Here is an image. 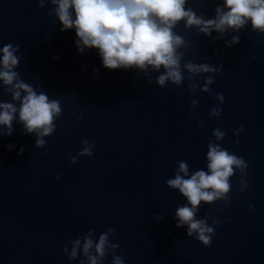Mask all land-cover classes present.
I'll return each mask as SVG.
<instances>
[{
	"label": "water",
	"instance_id": "water-1",
	"mask_svg": "<svg viewBox=\"0 0 264 264\" xmlns=\"http://www.w3.org/2000/svg\"><path fill=\"white\" fill-rule=\"evenodd\" d=\"M220 4L188 0L186 7L212 18ZM49 8L38 10L34 0H0V47L19 45L20 78L62 108L44 149L34 147L35 135H25L17 121L11 136L0 137V264H80L82 257L70 261L62 247L90 229L98 238L108 228L124 264H264V34L249 24L239 32L240 42L227 48L225 40L212 43L215 32L205 37L178 23L174 31L189 44L182 63L223 64L211 93L191 94L187 81L159 88L160 73H151L149 83L135 68L106 69L98 49L79 53L75 29L61 32L58 20L53 26ZM204 78L195 79L202 86ZM219 93L223 111L210 119ZM193 99L199 101L194 118ZM199 120L205 121L202 129ZM215 128L228 133L221 146L247 162L249 187L239 192L237 174L229 204L200 207L198 219L221 221L205 248L186 236L187 226L176 227L173 217L187 200L166 181L181 160L190 172L207 170ZM84 139L96 145L93 155L70 164ZM57 175L63 178L57 181ZM103 264H111L110 255Z\"/></svg>",
	"mask_w": 264,
	"mask_h": 264
},
{
	"label": "clouds",
	"instance_id": "clouds-1",
	"mask_svg": "<svg viewBox=\"0 0 264 264\" xmlns=\"http://www.w3.org/2000/svg\"><path fill=\"white\" fill-rule=\"evenodd\" d=\"M37 8L50 6L47 15L54 17L62 25L61 32L75 29L76 47L79 53L85 49L99 50L103 66L109 70L135 68L155 85L164 88L168 84L180 88L187 81V90L191 94L211 93L214 77L222 70L223 64L211 65L195 63L189 60L182 63L189 44L185 38L176 34V25L183 21L184 28L196 29L205 37L213 32L217 35L212 41L225 40V47L231 48L240 42L239 32L250 24L251 30L258 35L264 34V0H222L215 9L212 18L198 15L192 7H186L188 0H34ZM236 33L226 39V34ZM19 45L12 43L0 47V95H7L10 100L0 101V137L11 136L13 122L23 125L24 134H34L36 149L46 148V137L53 135L57 129L55 121L61 116V102L50 99L43 91L37 90L20 78L18 68L21 57L17 55ZM58 59V57H57ZM211 59V57L209 58ZM255 59V57H253ZM186 73V75H185ZM205 76L203 85L196 82L197 77ZM217 106L211 108L208 117L219 118L223 108V93L216 94ZM199 101L191 100L189 108L191 117L196 115ZM205 127V121L199 120L197 128ZM243 126L232 133L238 137ZM227 131L215 128L207 144L205 156L206 168L190 172L187 161H178L175 174L166 181V187L186 198L187 204L177 208L173 219L176 227L187 226L186 236L195 238L205 248L212 244L215 228L220 226L219 219L208 223L209 217L197 218L202 205H214L217 202L230 203L232 184L230 180L239 174V192L249 187L245 179L248 164L223 148ZM239 139L234 140L239 144ZM14 146L9 144L8 150ZM96 147L87 139L81 141V150L70 157L69 163L75 165L81 157H91ZM20 148L18 155L23 154ZM62 175H57V181ZM249 212L255 208L249 205ZM153 219L159 221L160 216ZM114 229L108 228L96 238L95 229H90L82 237H77L62 247V252L70 261L82 257L80 264H103L111 256V264H124V258L116 255L119 244L110 238Z\"/></svg>",
	"mask_w": 264,
	"mask_h": 264
}]
</instances>
